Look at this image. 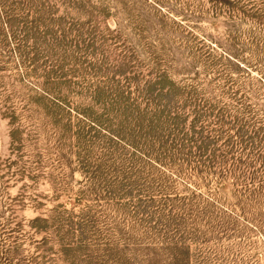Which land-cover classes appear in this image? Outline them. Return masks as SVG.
Segmentation results:
<instances>
[{
    "label": "rangeland",
    "instance_id": "rangeland-1",
    "mask_svg": "<svg viewBox=\"0 0 264 264\" xmlns=\"http://www.w3.org/2000/svg\"><path fill=\"white\" fill-rule=\"evenodd\" d=\"M0 264H264V0H0Z\"/></svg>",
    "mask_w": 264,
    "mask_h": 264
},
{
    "label": "trees",
    "instance_id": "trees-1",
    "mask_svg": "<svg viewBox=\"0 0 264 264\" xmlns=\"http://www.w3.org/2000/svg\"><path fill=\"white\" fill-rule=\"evenodd\" d=\"M209 110L211 109V110H213L214 109V107H211V108H208ZM208 110V111H209ZM251 114H253V112H250ZM201 114H199L198 113V111H197V113H196V116H197V120H198V116H200ZM215 117H217V124H218V127H220V130H217L216 129V133H215V135H216V137L218 136V137H222V135H224L225 137H226V139H229V142H228V145L230 144L231 145V142H233L232 140V135L231 134H228V132H225L224 130H222V128H223V126L222 125H224V123H225V119L222 117V114H220V115H216ZM242 125V124H241ZM237 127H239V126H237ZM206 126L204 125V124H201L199 127H198V130L199 129H201L200 131H201V133L203 134V133H205V132H207L206 131ZM195 129V128H194ZM240 129V131H239V133L241 134V137L242 138H244L245 136L243 135L244 134V132H245V130H243L242 128H239ZM211 130V129H210ZM187 131V130H186ZM184 132V134H187V132ZM199 131V132H200ZM236 131H238V128H237V130ZM197 132V131H196ZM204 138H206L207 140H210V139H212V138H214V135H212V134H210V136H207V137H204ZM188 139H190V138H186V142H188ZM220 139V138H219ZM194 143V142H193ZM193 143H191V144H193ZM196 143V147L198 148V151H199V157L201 158V161H200V163L203 165V166H205V167H207V166H209V168H213V169H216V167L218 166L219 167V162H217L216 161V159L218 158V155H216L217 154V150H219L218 148H216V147H213L212 149H211V151L210 150H207V144H205V145H203V144H199L198 145V143L197 142H195ZM230 147H232V146H230ZM146 151H148V150H145V152L144 153H146ZM227 151H229V150H227ZM226 161V155L225 154H223V156L221 157V163H223V162H225ZM250 163V162H249ZM209 164V165H208ZM216 164V165H215ZM219 170H222V168H220L219 167ZM9 251H12V250H9ZM6 252H8V251H6ZM41 258H45L44 257V255H42V257ZM6 259H10V258H8V257H6ZM44 260H46V259H44ZM7 262H10V260H8ZM37 262V261H36Z\"/></svg>",
    "mask_w": 264,
    "mask_h": 264
}]
</instances>
